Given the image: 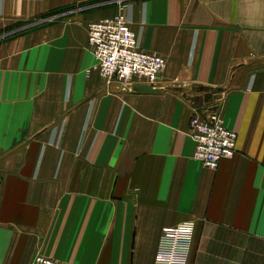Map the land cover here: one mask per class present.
<instances>
[{
	"label": "crops",
	"instance_id": "crops-1",
	"mask_svg": "<svg viewBox=\"0 0 264 264\" xmlns=\"http://www.w3.org/2000/svg\"><path fill=\"white\" fill-rule=\"evenodd\" d=\"M123 4L156 92L93 67ZM210 110L236 133L215 169L187 133ZM186 219L187 264H264V0H0V264H153Z\"/></svg>",
	"mask_w": 264,
	"mask_h": 264
},
{
	"label": "built area",
	"instance_id": "built-area-1",
	"mask_svg": "<svg viewBox=\"0 0 264 264\" xmlns=\"http://www.w3.org/2000/svg\"><path fill=\"white\" fill-rule=\"evenodd\" d=\"M114 16L89 23L87 41L94 57L93 67L108 82H130L142 79L153 85L163 72L165 59L143 50L134 30L126 5ZM187 133L194 143L192 157L210 169L217 168L223 158L236 151V133L228 129L219 110L204 114L195 112ZM195 221L186 219L177 223L173 231L159 237L153 264H187L191 250ZM33 264H69L36 254Z\"/></svg>",
	"mask_w": 264,
	"mask_h": 264
},
{
	"label": "water",
	"instance_id": "water-1",
	"mask_svg": "<svg viewBox=\"0 0 264 264\" xmlns=\"http://www.w3.org/2000/svg\"><path fill=\"white\" fill-rule=\"evenodd\" d=\"M134 89L141 90V91H148V92H156V89H154L149 84H135Z\"/></svg>",
	"mask_w": 264,
	"mask_h": 264
}]
</instances>
